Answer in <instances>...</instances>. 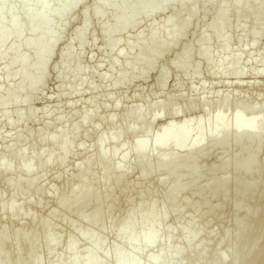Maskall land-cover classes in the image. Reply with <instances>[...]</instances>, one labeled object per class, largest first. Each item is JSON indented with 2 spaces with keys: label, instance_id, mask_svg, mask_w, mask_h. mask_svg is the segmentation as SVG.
I'll use <instances>...</instances> for the list:
<instances>
[{
  "label": "rangeland",
  "instance_id": "obj_1",
  "mask_svg": "<svg viewBox=\"0 0 264 264\" xmlns=\"http://www.w3.org/2000/svg\"><path fill=\"white\" fill-rule=\"evenodd\" d=\"M2 1L4 4H0V31L7 30L9 35V41L5 46L11 45L15 40L21 42L27 39V35L30 38L29 28H35L41 21L40 16L33 18L31 14L36 15L39 12L41 3L36 0ZM62 1L46 0L44 3L51 8V11L48 16L49 23L42 29L41 33L49 36L53 33V26L56 22L66 24L46 66L45 80L36 85L35 92L29 97L30 102L27 100L29 99L27 98L28 96L26 97L24 94L19 97V104L0 109V159L3 158V155L6 161H9L11 165L13 163L12 166L14 167H12L13 171L11 173L0 175V207H4L13 195L12 188L9 187L10 180L13 181L21 176V178L27 180L37 176L35 186L31 191H27L29 193L18 190L12 198V207L0 210V234L5 230L6 235V241L0 248V262L17 264L19 254H25L28 251L40 252L41 264H62L59 261L60 259L75 258V256H72L73 254L76 255V258L82 257L91 246V243L78 237L79 232L83 229H88L87 232L92 235L101 231L105 244H103V249V246L100 247L99 252L102 249L101 253L106 251L103 255L107 253L111 256L115 246L121 245L124 242L123 238H125L124 236L122 239L117 237L119 222L129 216V218L134 217L139 221L145 220L151 211L147 209V205L151 200L155 202L154 210L158 211L159 209L158 212H164V196H166L165 192L167 193L168 189L166 186L159 185L158 181L159 179L167 178L169 173L175 171L180 172L181 182L184 187L178 195L176 209L170 211L167 208L166 213H163L164 215L167 214L166 219L152 228L154 232L165 233V236L160 240V244L162 245L166 242L170 244L168 242L170 240V246L174 245V247L183 249L181 246L185 245L186 248L188 245L187 239L185 240L179 234L181 238L177 234L176 229L195 224L197 228L202 227L201 234L203 235H200V237L203 236L202 242L208 240V243H211L213 240V244L216 240L224 238V236L227 238L237 234L242 238L240 241L241 245H245V237L253 235L261 231V228H264L262 227L264 225V137L258 150V168L245 174L233 172L231 168L233 162L231 161L242 159L241 151L250 145L247 138H244V136H247V130L241 133L243 138L236 145L231 142L225 145H216L217 143L214 144L215 141H207L203 145L191 149L187 156L180 154L178 160L168 164L166 170L162 172L154 170L159 161L153 157L146 160L147 162L144 161L145 164L147 163L146 165L144 162H140L138 165V159L136 160L132 154H129L126 160L119 155L126 150L130 153L133 142H141L145 139L141 132L129 134L125 129L132 122L131 119L126 121L125 118L126 111L131 107L136 108L138 106L137 108H143L147 113L143 117L146 121L152 118V114L158 112L157 104H164L166 109L171 106H179L182 109V113L180 111L176 115L169 114L155 119L156 121L154 120L152 131L149 135L155 133L159 127L161 128V126L172 122L182 123L190 118H201L203 115L201 103L203 101L211 103V106H209V108L211 107L210 111L208 109L211 114H208L212 117L219 110L222 99L226 96L229 101L225 106L226 120H229L241 100H246L247 102L249 100V106L243 118L244 122L254 115L264 117V74L260 73L264 66V57L261 58V53H259L264 45V32L257 34L251 31L250 34H244L242 33V30L245 29L243 23H230L217 29H210V22L214 16L212 6L218 2L228 4L230 0H199L197 16L195 15V18L192 19L188 26L187 37L185 36L176 45L169 46L165 50L163 57L153 68L135 67L131 57L121 61L119 65L110 67L111 59L115 57L121 48L131 42L137 34L146 37L152 28H159L156 33V40L159 41L163 39L165 34L180 30L184 24L181 23V25V21L175 22L173 20L171 7L155 12L150 17L145 16L144 14L146 13L133 14L134 25L110 36V39H113L112 42H116V44L109 49L110 47L107 48L106 46L108 41L104 37L103 28L110 25L113 20L127 17L129 15L128 8L141 0H126L123 3L124 8L121 10H117L121 4L119 3L120 0H112L108 3V9L104 11H101L102 9L100 10L98 7L104 0H65L68 2L66 3L68 5L67 12L60 15L56 7ZM162 1L154 0V6H158ZM23 7H27L28 12L23 13ZM11 10L18 16L13 25H7L6 20ZM84 10L88 11L85 16H82V11ZM191 13L190 9L187 14L184 13V15H187L185 20L189 19ZM97 15H100L99 18L96 17ZM170 19L172 22L169 25L166 24L165 22ZM26 23H29V25L27 26ZM84 28L87 29L83 35L84 46L82 45L81 47L76 42H72V61L64 62L60 60V53L68 49L72 37ZM204 30H206L207 40L203 47L197 51V42ZM217 34L223 37L230 36L228 48L224 49L221 44L214 42L213 39ZM252 34L256 37L254 38ZM12 40L14 41L12 42ZM253 40H255V44H251ZM31 47H33V44H31ZM29 50L32 52V49ZM23 51L30 52L21 49L16 54L15 52L6 54V57L0 62V70L8 61V64L13 62L12 70L10 68V71L14 72L17 66L21 64L17 54H27ZM45 51L46 49H44ZM157 51L155 47H145L142 50H138L136 55L146 56L155 54ZM30 53L29 55L27 54L26 65L28 68H33L36 65V61L33 53H31V56ZM235 55H240L241 58L237 68V72L241 71L238 73L239 75L235 71L218 73L212 70L214 62ZM75 60L77 63H75ZM172 62H175L177 67H180L171 68L170 64ZM127 72H129L130 82L115 85L120 80L121 74ZM59 73H61V78L58 77ZM12 74L6 76L7 81L0 74V79L2 78L0 83L4 86L2 87L0 84V89L2 87L0 99L9 95V92H7L9 87L16 86L15 82L18 79L11 78ZM139 76L141 78H138ZM104 78L105 80H103ZM3 88L8 89L4 91ZM26 102H29V104H25ZM190 102H194L195 108L189 112L188 106ZM115 103H117V107H115ZM145 109H148V111ZM183 110L187 112H183ZM86 112H90L91 116L93 115L92 121H89L90 124L79 126L80 118ZM17 114H21L23 119H20V121L16 120L14 124L10 125L6 117H12L11 119L14 120ZM5 115L6 117H4ZM58 117H61V120H58ZM112 117L115 118L113 122H111ZM118 123L119 125H116ZM8 124L10 125L9 127ZM75 126L78 131L71 140L72 142L63 163L54 162L47 166H41L42 163L47 162L45 158H41V160L33 162L36 168H34V173L28 176H23L19 173L18 166L21 165L18 157L19 152H17L19 148L25 147L26 153H30L31 149L34 154L43 151L45 154L52 153L57 155L58 144L43 142L40 140V136H58L61 133L69 132ZM113 128L121 129L123 134L118 140L119 143L111 139L107 140L105 144L108 152L106 163H99L95 155L97 153L96 142L101 135L111 132ZM22 140L25 141L23 142L24 144ZM13 146L16 148H13ZM119 146L120 152L116 155L115 148ZM196 151H202L204 156L202 155L200 158L192 157V154H195ZM10 153L11 155H9ZM89 160H93L94 164L89 167L84 166ZM107 163L114 166H122L123 169L127 170V174L121 178L119 183L116 184L114 182L113 175L108 178L102 177V170ZM220 163L229 165L223 171L225 174L221 171L211 172V169L218 166V164L220 165ZM79 164L82 168L81 170L78 169V171ZM150 164L153 166L152 168ZM142 165L152 169L149 176L145 177V179H140L138 176L140 167H143ZM193 165L197 169V174L195 172L189 173L188 171V168ZM38 168L41 170L38 171ZM222 176H226L229 183L228 188L226 187L227 197L222 195L212 196L213 186L217 184ZM255 180L258 181L259 185L256 187L257 189L255 188L256 190H253L255 191L253 194L251 190L250 196L246 194L247 191L244 188L235 192L231 191L234 182L240 181V184L243 183L246 186ZM189 182L191 183L190 185ZM82 183H89L92 186V191L97 195L87 198L88 206L80 207L75 205L76 207L73 206L74 208L71 207L69 210L61 211L58 207L60 200L70 195L72 188ZM206 184L209 185V188L203 190ZM191 185L192 188L190 187ZM193 187L194 189L199 188L200 192L195 194ZM226 188L224 187L223 189ZM244 193L245 195H243ZM246 195L248 197L245 198ZM115 197L116 201L114 200ZM241 197L244 203L240 205L238 200ZM204 201H208L206 202L207 204ZM95 207H101L103 210L101 209L100 213H96L93 211ZM20 210H24L26 215L21 217ZM253 212L256 214L250 216ZM144 213L147 214L140 216ZM53 214L55 216H52ZM90 217H95L96 222L87 228L86 222ZM46 223L51 224L52 233L55 235L50 244L45 242L44 237L30 244H20L15 240L21 233L31 230L38 231ZM70 236L75 239L73 238L74 240L71 241L69 239ZM125 236L128 237V235ZM167 236L168 239H166ZM197 240L201 241V238L199 239L198 237ZM231 243H233L232 240L227 242L223 240L222 246L219 247L225 249ZM190 245L192 244L190 243ZM201 245L207 248L205 250L206 253L214 249L213 247L209 248L210 245L208 247L205 246L204 243ZM158 246L148 251L147 257L156 253ZM219 247L216 248L218 252L224 250L222 248L218 250ZM71 249H73L72 252L70 251ZM49 252L57 254L59 259L57 258L56 261L51 262L49 256H47ZM197 255L201 256L192 252L191 259L193 260ZM179 261L182 264H191L188 259L187 261L186 259H180ZM179 261L178 263H180ZM258 262L259 264H264V258ZM26 264H31V262Z\"/></svg>",
  "mask_w": 264,
  "mask_h": 264
},
{
  "label": "bare ground",
  "instance_id": "obj_2",
  "mask_svg": "<svg viewBox=\"0 0 264 264\" xmlns=\"http://www.w3.org/2000/svg\"><path fill=\"white\" fill-rule=\"evenodd\" d=\"M0 4H4L2 0H0ZM41 3V7L39 9V12L36 13V15L31 16L34 18L35 16H40L41 21L35 28H29V33H30V38L28 35L26 36L27 39L22 40L21 42L17 40H12L13 43L11 45H8L7 47L5 46L6 43L9 41V35L7 30H1L0 31V62L4 57H6V54L15 52L18 53L21 49L22 50H28L32 49L33 57L35 58L36 65L33 66V68H28L26 65V62L28 60L29 53L23 51L24 53H27L26 55L22 53L17 54L19 55L17 58L20 60V65L17 66L16 70L14 72L10 71V68L12 70V65L13 62L8 64V61L6 65H3L0 74L1 77L8 76L9 74L11 75V78H16L18 79L15 82L16 86L9 87V95L5 98L0 99V109H4L7 106L10 105H16L19 104V97L25 96L27 98L30 97L35 92L36 85L42 83L43 80H45V70L46 66L49 62V59L51 58V55L54 52L55 45L59 41L60 34L62 33L63 29L65 28V25L63 22H56L53 26V33L50 34L49 36L41 33L42 29L48 25V16L50 14L51 8L46 6L44 3L46 0H36ZM112 0H104L103 3L98 5L101 11H104L108 9V3ZM124 1L126 0H120L119 3L120 6H118L117 10H121L124 8ZM199 0H163L158 6H154V0H141L140 2L136 3L135 5H132L131 7L128 8L129 15L125 18L121 19H116L113 20L110 25L105 26L103 28V34L104 37L107 39L106 46L107 48L110 47L111 49L113 46H115L116 42H112L110 39V36H113L114 33L116 32H122L126 30L127 28L131 27L134 25V21L132 20V15L133 14H144L145 16H151L155 12L158 11H163L166 8H172V13H173V20L176 21H181L180 24H184L183 27L171 34H165L162 40L157 41L156 40V33L158 32L157 28H152L149 32V34L146 37H142L141 34H137L135 38L129 42L126 46L121 48L115 55L113 59H111L109 66L113 67L115 65H119V63L123 60L128 59L131 57V60L134 61V66L135 67H142V68H153L155 64L163 57L165 50L169 46H174L177 43H179L182 39L187 37L188 34V26L192 22V19L195 18V15L197 16V4ZM67 1L63 0L60 2V4L56 7L57 11L59 12L60 15H63L67 12L68 5ZM231 7V8H230ZM214 10V16L213 19L210 22V29H217L220 28L221 26L228 25L230 23H243L245 25V29L242 30V33L244 34H250L251 31L256 32L257 34H260L261 32H264V0H230L228 4H225L223 2H218L215 3V5L212 6ZM191 10L192 13L189 15V19H186L188 10ZM195 10V11H194ZM23 13L28 12L27 7L22 8ZM88 10L82 11V16H85ZM187 11V12H186ZM16 13V11H15ZM20 14V13H19ZM18 15H15L12 10L9 13V17L6 20L7 25H13L15 23V20ZM100 15H97L96 17L99 18ZM144 16V17H145ZM185 16V17H183ZM6 19V18H5ZM5 21V23H6ZM172 20H167L165 23L170 24ZM179 23V22H178ZM27 26L29 23H26ZM181 24V25H182ZM23 27V26H22ZM21 27V28H22ZM25 28V27H24ZM87 29H83L79 32H77L71 39L69 43V47L66 51L60 53V60L67 62V61H72L71 60V43L76 42L79 46L82 47L84 46V37L83 35L86 33ZM254 38L256 37L254 34H252ZM245 37V35H244ZM252 38V39H254ZM241 39V38H240ZM207 40V34L206 30H204L199 37V40L197 42V51H199L200 48L203 47ZM214 42L219 43L223 46L224 49L229 47V41H230V36L228 37H223L220 34H217L214 37ZM106 42V41H105ZM10 44V43H8ZM31 44H33V47H31ZM251 44H255V40ZM145 47H155L158 51L155 54L151 55H146V56H137L136 52L138 50H142ZM246 48V47H244ZM44 49L46 51L44 52ZM195 50V47H194ZM30 53V56H31ZM260 57H264V45L261 48V51L259 52ZM133 58V59H132ZM259 58V56H258ZM257 58V59H258ZM32 59V57H31ZM240 55H235L233 57L225 58V59H220L217 62H214L212 64V70L217 71L218 73H222L225 71H235L236 74L240 73L239 71L237 72L238 64L240 61ZM259 60V59H258ZM264 60V59H263ZM108 61V60H107ZM255 62V61H254ZM257 62V61H256ZM75 63L76 60H75ZM213 63V62H212ZM63 64V63H62ZM79 64V63H78ZM172 67L171 68H179L180 66L177 67V64L175 62H172L170 64ZM78 68V67H77ZM77 70V69H76ZM211 70V69H210ZM130 71V70H129ZM59 72V71H58ZM61 72V71H60ZM74 72V71H73ZM72 72V73H73ZM75 73V72H74ZM128 73H123L121 74L120 80L118 81L117 84L121 83H129L130 82V77L128 76ZM260 73L264 74V66L262 67V70H260ZM61 73L58 74V77L61 78ZM73 75V74H72ZM239 75V74H238ZM57 76V74H56ZM90 76V75H89ZM75 77V74H74ZM76 78V77H75ZM138 78H141L140 76ZM109 79V78H108ZM2 80V78L0 79ZM102 80V78H101ZM105 80V78L103 79ZM12 81V80H11ZM72 82V81H71ZM80 82V81H79ZM18 83V84H16ZM1 84V83H0ZM6 84V83H5ZM12 84V83H11ZM14 84V83H13ZM91 84V83H90ZM2 85V84H1ZM8 86V83H7ZM5 86V87H7ZM11 86V85H10ZM81 86V85H80ZM94 86V85H93ZM2 87H4L2 85ZM2 87L0 91H2ZM71 87V86H70ZM73 87V85H72ZM74 88V87H73ZM95 88V87H94ZM4 91L5 89L8 88H3ZM64 89V88H63ZM70 90V89H69ZM59 94V93H58ZM76 94V93H75ZM61 95V94H60ZM64 95V94H63ZM184 99V98H183ZM30 102V98L27 99ZM29 102H26L25 104H29ZM228 98L227 96L222 99V102L219 106V110H217L212 117L209 116L211 114L208 112V109L210 111L211 106L209 102L203 101L201 103V111L203 112V117L201 118H190L182 123H177V122H172L168 125L161 126V128L153 133L151 136L149 133H151L152 126L154 124V120L159 118V117H164L165 115H176L179 114L180 111L182 113V109L179 108V106H171L169 109H166V106L164 104H157L156 106L158 107V112L154 113L151 115V119L149 118V121L144 120V115L147 114L143 108H137L138 106L131 107L128 109L125 113V118L126 121L127 119L132 120L130 124L127 125L125 128L127 133L133 134V132H141L143 136L145 137L144 140L141 142H133V146H131V151L130 153L128 150L122 151L121 154L119 155L122 157V159L126 160L129 157V154H132L136 160L138 159L137 163L139 165L140 162H144L148 160L149 158H154L159 161V164H157L154 167V170L157 172H162L163 170H166V167L168 164H171L172 162L174 163L178 158L180 157V154L184 155H189V151L195 147H198L200 145H203L207 141H215L214 144L216 145H225L228 142L233 143V145L237 144L242 137L241 133L244 130H247V140L249 141L250 145L243 149L241 151L243 158L240 160H233L231 162V168L233 172H238L241 174H245L251 170H256L258 168V162H257V157L259 153V148L260 145L262 144L263 137H264V117H257V115L252 116L250 119L247 121H243L244 114L247 111V107L249 106V100L248 102L246 100H241L238 104V107L236 110L233 111L231 117L229 120L225 119V106L228 104ZM227 103V104H226ZM115 107H117V103H115ZM173 104V103H172ZM183 105V103H182ZM169 106V104H168ZM29 107V106H28ZM119 107V106H118ZM185 107V106H184ZM183 107V108H184ZM189 112L190 110H193L195 108L194 102H190V105L188 106ZM197 108V107H196ZM148 111V109H145ZM152 110V109H151ZM183 112H187L186 110ZM152 113V112H151ZM209 113V114H208ZM124 115V114H123ZM68 116V115H67ZM6 117V115L4 116ZM21 114H17L15 119L12 120L9 116L6 117L7 122L11 125L16 122V120L21 118ZM27 117V116H25ZM93 118V115H90L89 113H84L79 121V126L85 125L89 123V121ZM115 118H111V122H113ZM58 120H61V117H58ZM92 121V120H91ZM156 121V120H155ZM18 123V122H17ZM8 124V127L10 126ZM90 124V123H89ZM123 124V121H122ZM116 125H119L116 124ZM114 126V124H113ZM78 128L75 126L69 132L67 133H61L52 136H46V135H41L40 140L43 142H50V143H57L58 144V154L54 155L52 153L45 154L43 151L38 152L37 154H34L31 152L32 150L30 149V153H26V149L24 148H17L19 152L18 157L20 159V164L18 166L19 173L23 176H28L32 173H34V168L35 165L33 162H37L41 160V158H45L47 160L46 163H42L41 166H47L51 163L58 162V163H63L65 160V157L67 155V150L71 144V140L73 137L77 134ZM63 132V131H62ZM47 134V133H46ZM123 134V131L118 128H113L111 129V132L107 134H103L99 137L97 140V153L95 154L97 156V161L99 163L104 164L106 163L107 159V149L105 148V144L107 140L111 139L112 141H117L121 138ZM25 137V135H24ZM22 138V136H21ZM245 138V139H246ZM19 140V138H18ZM27 141V140H26ZM25 142L22 140V143ZM42 142V143H43ZM18 143V141H17ZM119 143V142H118ZM24 144V143H23ZM16 145V144H14ZM19 145V144H18ZM232 145V148H233ZM121 146V145H120ZM120 146L115 148L116 155L118 152H120ZM230 146V143H229ZM27 147V146H26ZM252 147V148H251ZM13 148H16L13 146ZM7 149V147H6ZM12 150V148L10 147ZM28 149V148H27ZM57 149V148H56ZM122 149V146H121ZM226 150V149H225ZM10 151V150H8ZM7 151V152H8ZM35 151V150H33ZM32 153V154H31ZM6 154V153H3ZM14 154V153H12ZM45 154V155H44ZM11 155V153L9 154ZM183 155V156H184ZM204 156V153L202 151H196L195 154H192V157L195 156L196 158H200ZM3 158L0 159V175L1 174H7L11 173L13 171V163L9 161H6V158L2 155ZM7 157V155H6ZM12 157V156H10ZM14 157V156H13ZM9 160V157H8ZM135 160V161H136ZM193 160V159H192ZM12 161V160H11ZM191 161V160H190ZM147 162V161H146ZM150 162V161H149ZM148 162V164H149ZM191 163V162H190ZM189 163V165H190ZM92 164H94L93 160H89L84 166L89 167ZM145 164V162H144ZM147 164V163H146ZM145 164V165H146ZM193 164V163H192ZM82 165V164H81ZM144 165V166H145ZM151 165V164H150ZM188 165V164H187ZM16 166V165H15ZM141 166V164H140ZM143 166V165H142ZM140 167L139 174L138 176L141 178H144L149 176L151 173L152 169H149L147 167ZM185 166V165H184ZM229 166V165H228ZM227 164L220 163L218 166L213 167L211 169V172H217V171H225L228 168ZM13 167V168H12ZM17 167V166H16ZM40 167V166H39ZM80 167V168H79ZM77 168L81 170L82 166ZM150 167V166H149ZM153 166L151 165V168ZM184 168V167H183ZM36 169V168H35ZM41 169L38 168V171ZM196 167L195 165L190 166L188 168L189 173L196 172ZM36 171V170H35ZM79 171V170H78ZM17 172V171H16ZM155 172V173H156ZM225 174V172H223ZM44 174V173H43ZM127 174V170L123 169L122 166H114L110 163H107L103 170H102V177L103 178H108L109 176H114V182L117 184L120 182L121 178H123ZM153 174V173H152ZM38 175V174H37ZM185 175V174H184ZM194 175V174H193ZM227 175V174H226ZM229 175V173H228ZM19 176V175H18ZM180 172H172L169 173L168 177L165 179H159V185L161 184L162 186H166L165 189L167 190V193L165 192L166 196H164V212H158L157 210L153 209L154 203L152 200L151 202L147 205V209L150 211L146 217L145 220L139 221L138 219L134 217H127L121 222H119L118 225V230H117V237L122 239L123 238L124 242L121 243V245L115 246V249L113 251V254L109 256V254H104L101 253V250L104 248V241H103V234L100 231L99 233L91 234L88 233V229H83L79 232L78 237L82 240H86L89 243H91L90 248L85 251V255L82 257L76 258H66L63 260H59L62 262V264H182L180 259L188 261L191 264H259V260H262L264 257V228H261V231L256 232L255 234H251L248 237H245V245H241L242 243L240 242L242 238L239 235H234L232 237H227L224 236V238H221V240H216L215 243L212 244L213 240L211 243H208V240L206 242H202V237L200 235L202 233V227H196L195 224H189L190 226H186L184 228H178L176 229L177 234H181L182 237L185 238L187 241V247L185 248L184 246L183 249H179L177 247H174V245H171V241L169 240L170 244L167 242L165 244H160V240L165 236L164 232H154L152 231V228L154 226H157L158 224L162 223L166 217V209L169 208L171 210L176 209V201L178 198V195L182 192L184 184L182 185L181 179L180 178ZM187 176V175H185ZM192 176V175H191ZM22 177V176H21ZM13 178L15 180H10L9 187L12 188L13 195L11 196V199L9 202L3 207H0V210H3L4 208H11L12 207V198L15 196L16 192L18 190L22 192H27L31 191L33 187L35 186V182L37 181L36 178L37 176H34V178H29L27 180H24L23 178ZM183 177V176H182ZM41 180V179H40ZM148 180V179H147ZM191 180V178H190ZM113 182V183H114ZM188 182V179H187ZM193 182V181H192ZM168 183V185H167ZM233 183V182H232ZM231 183V184H232ZM242 183V182H241ZM141 184V183H140ZM191 183L189 182V185ZM196 184V183H195ZM228 179L222 176V178L217 182L215 186H213L212 189V196H220L222 195L223 197H227V188H228ZM143 185V184H142ZM259 183L257 180L253 181L249 185L244 186L243 183L240 184V181L234 182L232 184V189L234 192L239 190V189H245L247 191V195L250 196V192L252 190V194L255 192L253 190H256L258 187ZM168 186V187H167ZM192 188V185L190 186ZM198 187V185H197ZM226 189H223V188ZM209 185L206 184L203 190L208 189ZM256 188V189H255ZM194 189V187H193ZM137 190V189H136ZM139 190V189H138ZM11 191V192H12ZM140 191V190H139ZM194 192H200L199 188L194 189ZM193 192V193H194ZM249 192V193H248ZM20 193V192H19ZM29 193V192H27ZM37 193V192H36ZM39 193L42 195V193L39 191ZM191 193V192H190ZM233 194V193H232ZM97 195L92 191V186L89 183H82L80 185H76L74 188H72L70 195L62 198L58 204V207L61 211L69 210L71 207H76L75 205H78L80 207L83 206H88V201L87 198L89 196H95ZM242 195V194H241ZM245 195V193L243 194ZM245 196L248 197V196ZM22 196V195H21ZM100 196V194H99ZM39 198V197H38ZM244 198V197H243ZM187 199V198H186ZM116 201V197L114 198ZM244 200V199H243ZM239 201V204H243L244 201H242V197ZM241 201V203H240ZM205 204L208 201H204ZM178 203V201H177ZM110 204V201H109ZM183 206V205H181ZM73 207V208H74ZM110 208V206H109ZM142 208V207H141ZM184 208V206H183ZM101 207H95L94 212L100 213L102 210ZM143 209V208H142ZM153 209V210H152ZM212 209V208H211ZM214 210V208H213ZM14 211V210H13ZM12 211V213H13ZM169 211V212H170ZM2 212V211H1ZM15 212V211H14ZM59 212V211H58ZM57 212V214H58ZM147 212V211H146ZM168 212V214H169ZM175 213V211H174ZM180 213V211H179ZM144 213L140 216H145ZM256 213L253 212L250 214V216L255 215ZM26 213L24 210H20V216L23 217L25 216ZM52 216H55L53 214ZM202 216V215H201ZM178 218V216H177ZM178 220V219H177ZM182 220V219H180ZM96 222L95 217H90L87 222H86V227L89 228L92 224ZM191 222V221H190ZM116 223V221H115ZM105 224V223H104ZM53 225V224H52ZM264 227V225L262 226ZM176 228V227H175ZM31 229V227H30ZM201 229V230H200ZM102 230V229H101ZM137 230V231H136ZM175 230V229H174ZM136 231V234H135ZM134 233V234H133ZM130 234V235H129ZM133 234V235H132ZM125 235H128L125 236ZM171 235V234H170ZM180 236V235H179ZM180 236V237H181ZM44 237L45 242L48 244L51 243V241L55 238V235L52 233V226L50 223L43 224L41 228L38 231L31 230V231H26L18 235L15 240L19 242L20 244H30L34 243L40 238ZM181 237V238H182ZM199 237L200 240H197ZM72 238V239H71ZM74 237L70 236V240L73 241ZM168 239V236L166 237ZM189 239V243H188ZM196 240V241H195ZM224 242L232 240L233 243L230 244V246L225 249L222 246ZM6 241V235H5V230L0 234V248L3 245V243ZM192 241V242H191ZM194 241V243H193ZM199 243H198V242ZM81 242V241H80ZM196 242V243H195ZM202 242V243H201ZM210 242V241H209ZM240 242V243H239ZM190 243L192 245H190ZM205 244V246L213 247L206 253V249L204 246L201 244ZM159 244V246H158ZM226 245V244H225ZM71 246H73L71 244ZM102 249L99 252L100 247ZM158 246V251L154 253L153 255H149L147 257L148 251H150L152 248ZM220 248H222L223 251H217ZM204 248V252H203ZM242 248V249H241ZM216 249V251H215ZM241 249V250H239ZM71 252L73 249L70 250ZM75 251V250H74ZM199 253H198V252ZM214 251V252H212ZM195 252L196 254H199L201 256H194L195 258L192 260L191 259V253ZM203 252V253H201ZM20 253V252H19ZM47 256H49V259L51 262L56 261L57 254H54L53 252L47 253ZM81 256V255H80ZM80 258V259H79ZM262 258V259H261ZM84 259V260H82ZM179 259V260H178ZM192 261H190V260ZM146 260V261H145ZM142 261V262H141ZM143 261H145L143 263ZM178 261L180 263H178ZM31 262V264H41V255L40 252L38 251H31L27 252L25 254H19V260L17 264H26ZM60 262V263H61ZM261 262V261H260ZM263 262V261H262ZM0 264H5L4 262H0Z\"/></svg>",
  "mask_w": 264,
  "mask_h": 264
}]
</instances>
